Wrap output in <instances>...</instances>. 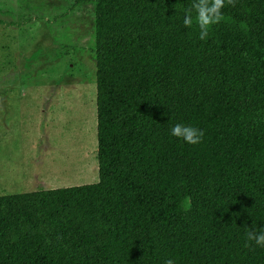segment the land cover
I'll use <instances>...</instances> for the list:
<instances>
[{
    "label": "trees",
    "instance_id": "trees-1",
    "mask_svg": "<svg viewBox=\"0 0 264 264\" xmlns=\"http://www.w3.org/2000/svg\"><path fill=\"white\" fill-rule=\"evenodd\" d=\"M82 1L98 181L0 194V264H264V0H225L206 40L194 0Z\"/></svg>",
    "mask_w": 264,
    "mask_h": 264
},
{
    "label": "rangeland",
    "instance_id": "rangeland-1",
    "mask_svg": "<svg viewBox=\"0 0 264 264\" xmlns=\"http://www.w3.org/2000/svg\"><path fill=\"white\" fill-rule=\"evenodd\" d=\"M94 13L0 0V194L98 181Z\"/></svg>",
    "mask_w": 264,
    "mask_h": 264
},
{
    "label": "clouds",
    "instance_id": "clouds-1",
    "mask_svg": "<svg viewBox=\"0 0 264 264\" xmlns=\"http://www.w3.org/2000/svg\"><path fill=\"white\" fill-rule=\"evenodd\" d=\"M227 4L235 6L236 0H227ZM225 6V0H194L192 7L186 10V14L183 19L185 27H192L194 19L192 16V10L196 12L195 23L198 25L199 39L206 40L209 35V27L212 24L219 23L222 19L221 10ZM170 134L174 137L183 139L188 144L200 143L204 133L202 130L192 126L183 124H175L170 129ZM185 211L190 210L189 203L186 201L184 204ZM249 241H254L256 245L264 248V229L259 231H248L246 233ZM165 264H174L172 259H168Z\"/></svg>",
    "mask_w": 264,
    "mask_h": 264
}]
</instances>
